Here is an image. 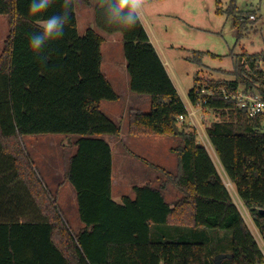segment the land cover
<instances>
[{"label":"trees","instance_id":"obj_1","mask_svg":"<svg viewBox=\"0 0 264 264\" xmlns=\"http://www.w3.org/2000/svg\"><path fill=\"white\" fill-rule=\"evenodd\" d=\"M29 3L0 0V15L9 21L0 54V264H216L219 254H232L220 264H264L257 240L196 129L179 122L187 109L141 19L134 27L118 29L106 23L99 0L94 4L96 26L108 34L122 33L131 91L151 99L149 112L129 110V134L177 138L171 150L178 165L172 172L146 162L166 179L159 188L134 186V198L125 196L118 203L112 197L113 153L103 136L120 138L121 127L103 113L101 103L120 96L101 68L104 38L93 28L79 34L73 0L64 36L34 52L30 34L64 9L63 0H54L34 16ZM226 13L239 43L250 29L249 16L235 3ZM204 53L193 52L188 59L202 64ZM231 74L229 80L197 76L188 97L197 105L198 90L215 91L202 97L204 109L217 116L206 133L264 241V116L250 117L224 93L244 86L258 90L264 100V51L234 55ZM48 134L79 136L65 172L84 225L77 233L23 143L25 136ZM168 184L181 195L175 203L165 199Z\"/></svg>","mask_w":264,"mask_h":264},{"label":"rangeland","instance_id":"obj_2","mask_svg":"<svg viewBox=\"0 0 264 264\" xmlns=\"http://www.w3.org/2000/svg\"><path fill=\"white\" fill-rule=\"evenodd\" d=\"M233 3L238 11L249 16L250 29L239 43H236L238 34L233 25V18L226 13L227 8ZM219 7L223 10L220 14L217 13V0H145L141 19L155 46L164 60L168 62L167 70L183 99L194 87L197 76L204 80L233 79L231 71L234 69V55L242 52L253 54L264 51V0H220ZM251 15L254 19H250ZM8 31L7 18L0 16V52ZM196 51L205 52L202 64L188 59ZM102 71L106 75L109 74L111 78L114 75L113 71L107 72L106 56L102 63ZM120 72L128 74L125 70ZM241 89H244V86ZM122 97L114 103L105 102L102 111L120 125L121 136H126L128 117L124 115V112L128 109L130 102L126 96ZM107 104L117 107L113 115L106 112ZM196 112L199 118L200 111L196 109ZM208 115L205 125H210L217 119L216 114L211 110ZM63 136L65 135L52 134L27 137L29 140L27 151L49 191L57 197L63 218L75 232L81 226V221L78 202L72 191L73 187L68 185L69 187L65 186L58 192L59 187L57 186L61 181V171L64 167L62 160H56L59 154L57 148L65 142V139H61ZM148 138L158 141L149 145L138 143L127 148L115 140L113 144V191L116 197L133 196V187L139 184H151L157 188L161 186L166 177L146 162L175 172L177 158L174 153L170 152V147L178 143L177 138L159 136ZM204 141L206 146L202 142L203 145L213 154L211 145L205 139ZM57 165L59 172L56 170ZM122 171L124 178L120 176ZM225 182L234 194L229 180ZM122 183H124L123 190ZM164 195L169 202L178 199L171 188L164 189ZM240 210L247 227L262 246V236L248 210L243 207H240Z\"/></svg>","mask_w":264,"mask_h":264},{"label":"crops","instance_id":"obj_3","mask_svg":"<svg viewBox=\"0 0 264 264\" xmlns=\"http://www.w3.org/2000/svg\"><path fill=\"white\" fill-rule=\"evenodd\" d=\"M96 1L97 0H90V3H87L86 0H82V1L81 0H75V12H76V16H77L78 32H79V34L81 36H83L85 34V32L87 31V29L93 28L99 34H101L103 36L104 43L102 44V48H101L102 55H103L102 63L104 61V56H106L107 72L110 73V72L113 71L114 75L111 78V77H109V74H107V75L105 73L104 74L109 79V81H110L111 85L113 86V89L115 90V92L120 96L119 99H122L123 98L122 96H126V98H128V100L130 102L128 109L124 112V115H126V117H128V112H129L130 109H136V110H140V111H143V112H149L150 109H151V99H150V97L146 96V95H138V94L133 93L131 91V89H130V80L131 79H130L129 74H126L125 72H123V73L120 72L122 70L123 71L124 70L127 71V61H126V58H125V55H124L123 37H122V35L119 34V33H113V34L105 33L103 31H101L95 24L94 4L96 3ZM0 16H3V15H0ZM7 20H8V18H7ZM141 21H142V19H141ZM142 23H143V21H142ZM143 25H144V23H143ZM8 26H9V21H8ZM144 27H145V29L147 31V28H146L145 25H144ZM8 33H9V31H8ZM8 33H7V35H8ZM148 35H149V33H148ZM149 38H150L151 42L153 43L158 55L160 56L164 66H165V68L167 70L168 62H166L164 60L162 54L160 53V51L155 46V44H154L153 40L151 39L150 35H149ZM3 47H4V43H3ZM3 47H2V49H3ZM0 54H1V52H0ZM122 55H124V56H122ZM101 68H102V66H101ZM167 72H168V70H167ZM127 73H128V71H127ZM168 74H169V72H168ZM169 76H170V74H169ZM170 78L172 79L171 76H170ZM172 81H173V79H172ZM173 83H174V81H173ZM174 85L176 87L175 83H174ZM187 95H186V97H187ZM181 99L186 104V98L185 99L181 98ZM105 102L114 103L116 101H102L101 109H102V107H103ZM107 105L108 106H106L107 107L106 108V112L108 114H110V115H113L114 112L117 110V107L113 106L112 104H107ZM187 122H189V121L187 120ZM127 127H128V123H127ZM203 127H207V126H203ZM127 130H128L127 131L128 134H126V136L125 135L124 136L120 135L119 139L117 137L111 136V135H104L103 136V138L110 144L111 149H112V153H113V144H114L115 140H118L119 143L121 142L122 145L126 146L127 148L130 147L131 145H135V144H138V143H143V144L149 145L152 142H157L158 141V140H151L152 138H148V137H153V136H134V135H131V134H129V127L127 128ZM121 133H122V131H121ZM48 135H52V134H48ZM39 136H41V135H39ZM27 137H31V136H25L23 138V143H24L26 148H27V143L29 142V140H27L28 139ZM159 137H163V136H159ZM168 138H174V137H168ZM61 139H65L64 140L65 142H62L58 146L57 149H58L59 154L57 155L56 160H62L63 164H64V167H63V169L61 171V174H62L61 181L57 185L59 187L58 192H60L61 188L65 187V186L69 187L68 185H71L70 182L65 179V172H66L67 167H68L69 158L76 152L75 142H76L77 139H79V136L65 135ZM177 141H178V139H177ZM177 144L178 143L176 142L175 145H172L170 147V152L171 153H173L171 149L174 146H176ZM210 145H211V143H210ZM211 148H212L213 154H212L211 151H209L208 149L207 150H208L213 162L215 163L219 173L221 174V176H222V178H223V180L225 182L227 180V177L225 176L226 177V179H225V177H224L225 174H223L224 173L223 168L221 167V164L219 162L218 156H217L214 148L212 147V145H211ZM177 165H178V162H177ZM177 165H176L175 171L177 170ZM56 170L59 172V166L58 165L56 166ZM146 172H148V171H146ZM120 176H122V178L125 177L124 174H123V171L120 173ZM149 176H150V174H149ZM225 184H226V182H225ZM230 184H231V188H232L234 194L231 192V189H229L230 187H228L227 184H226V186H227V188H228V190H229L234 202L236 203L237 207L239 208V210H240V207H243V208L246 209L243 201L241 200V198L239 197V195H238V193L236 191L235 186L231 182H230ZM145 185H147V184H145ZM169 185L170 184H168V186ZM136 186H144V184L143 185L139 184V185H136ZM152 186L155 187L154 185H152ZM113 187H114V173H113V163H112V197H113V199L116 202L122 203L123 198L125 196H120V198L116 197L115 194H114V191H113ZM121 187H122V190H123L124 183H122ZM168 188H171V189L174 190V192L178 196V199L181 197V195L179 196L180 193H178L174 189V187L172 185L167 187V189ZM72 191H73V193H74V195L76 197L75 189L73 188ZM126 196L130 197V198H134V194H133V196H129V195H126ZM165 199H166V196H165ZM176 201L169 202L167 200V202H169V203H175ZM25 221H26V219H24V218L23 219L22 218L19 219L20 223H23ZM80 224H81V226L79 227V229L77 231H75L76 233L79 232L84 227L82 222H80Z\"/></svg>","mask_w":264,"mask_h":264},{"label":"clouds","instance_id":"obj_4","mask_svg":"<svg viewBox=\"0 0 264 264\" xmlns=\"http://www.w3.org/2000/svg\"><path fill=\"white\" fill-rule=\"evenodd\" d=\"M72 2L73 0H63L62 13L53 14L41 21L39 25L41 31L29 36L31 50L38 53L49 41L58 40L64 36L65 26L70 23ZM53 3L54 0H30L28 11L35 16L46 12ZM99 3L104 10L106 23L120 29L134 27L140 22L145 0H99Z\"/></svg>","mask_w":264,"mask_h":264},{"label":"built area","instance_id":"obj_5","mask_svg":"<svg viewBox=\"0 0 264 264\" xmlns=\"http://www.w3.org/2000/svg\"><path fill=\"white\" fill-rule=\"evenodd\" d=\"M250 19H254V16L251 15ZM224 93L226 94L225 95L226 98L236 100L238 108L246 111L250 117L254 118L256 116H264V100L262 99V96L258 90H256V89H247V90L240 89L236 92H231V93L228 92L227 93L224 91ZM214 94H215V91L213 89L202 88V89L198 90V95H199L200 101L197 103V105H193L191 103L188 95L186 97V104L182 100L183 103L185 104L186 109H187V114L186 115H180L178 118L179 122L180 123L187 122V120H188L189 121L188 123L194 129H196L197 134H198V139L201 142V144H203L205 142L204 139L207 141V143L210 144L209 138L207 136L206 129H205L207 127H203V126H208L205 124H206V117H208L209 115H208V112L203 107L207 101H206V99H202V97L203 96L204 97L205 96H213ZM196 109H198L200 111L199 118L197 117ZM201 134L203 137L201 136ZM204 144L206 146V143H204ZM258 244H259V242H258ZM260 248H261L262 253L264 255V241H263V239H262V246H260Z\"/></svg>","mask_w":264,"mask_h":264},{"label":"water","instance_id":"obj_6","mask_svg":"<svg viewBox=\"0 0 264 264\" xmlns=\"http://www.w3.org/2000/svg\"><path fill=\"white\" fill-rule=\"evenodd\" d=\"M260 213L264 214V209H261L260 210ZM230 257H232V254H219V255H217L215 257V263L216 264H220L221 261H222V259H224V258H230Z\"/></svg>","mask_w":264,"mask_h":264}]
</instances>
